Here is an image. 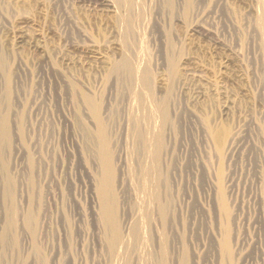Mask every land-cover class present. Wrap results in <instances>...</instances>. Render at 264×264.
<instances>
[{
	"label": "rangeland",
	"instance_id": "rangeland-1",
	"mask_svg": "<svg viewBox=\"0 0 264 264\" xmlns=\"http://www.w3.org/2000/svg\"><path fill=\"white\" fill-rule=\"evenodd\" d=\"M87 97L111 142L120 223L140 228L119 256L101 220ZM159 102L172 200L163 262L141 230L137 138L148 117L159 125ZM263 193L264 0H0V264H264Z\"/></svg>",
	"mask_w": 264,
	"mask_h": 264
},
{
	"label": "bare ground",
	"instance_id": "bare-ground-1",
	"mask_svg": "<svg viewBox=\"0 0 264 264\" xmlns=\"http://www.w3.org/2000/svg\"><path fill=\"white\" fill-rule=\"evenodd\" d=\"M177 4L180 6L181 5L185 6V0H177ZM119 68L120 67H117V69ZM86 101L98 123L97 133L95 135L96 139L94 140H95V144L97 148V154L99 158L98 160L101 164V171H100V174H98L99 179H98V184H97L98 186L97 193H98V197H99L100 205H101V220L107 230V245H108L107 247L110 253H112L113 255L115 254V256L116 255L119 256L122 250L125 251L126 245L129 243L128 240H126V237H128V235L130 234H133L135 238H138L140 235L139 234L140 228L135 224H133L132 227L130 225V227L128 228V226L124 225L128 221L124 222V224L120 223L121 219L119 220V217L121 214L119 213V210H118L119 201L116 195L117 191L115 190L116 172H115L114 154L111 148V142L109 140L105 125L102 121V116L100 115L99 107L97 106L95 101L92 100L90 97H87ZM157 110H159V114L158 113L157 114L160 117V119H158L160 120L159 125L153 116L148 117L146 120V127H144L145 131L143 132V130L141 129L138 130L137 138L140 142L139 146L141 144L143 148L142 155H141L142 161L144 162L143 173L146 179L145 180L146 187L148 189L146 193H144V195H146L147 197V204L145 205V212L143 216H141L144 219L142 223L144 228L141 227V230L142 229L145 230L146 228L147 230H149V232L152 235L150 237H152L153 239V241L152 240L150 241L154 243V246L156 245L158 247V250L161 252L160 254H162L163 256V257L162 256H158V257L160 258L162 257V262H163L164 260L163 258L165 257V254L167 253L166 248L168 247L167 245L169 244L168 241H170L169 237H171V235L169 236V231H170L169 213H170V201H172L169 198V182H170L169 181L170 180L169 168L167 166L168 164L167 160H165L163 156V150L165 149V138H164L163 127L168 119L166 102L165 103L159 102V104L157 105ZM4 125H5L3 127L4 133L3 132L2 133L4 135V139H6L10 135L8 118H5ZM139 153H141V151ZM223 206H225V209H226L227 206H226L225 201H223ZM10 219H9L10 223L13 224L14 222L13 220L15 218L12 219V222ZM25 220L29 225L31 226L33 225L35 221V216H34L32 209L27 211L25 215ZM14 225H15V222H14ZM125 231H128V232H125ZM230 237L231 236L229 235V233L226 232L221 237L218 243L221 253L223 254L225 258H229L233 254ZM161 244H165L164 247ZM165 246L167 247L165 248ZM167 254L170 257L171 253H167ZM157 261H159L158 258H157Z\"/></svg>",
	"mask_w": 264,
	"mask_h": 264
}]
</instances>
